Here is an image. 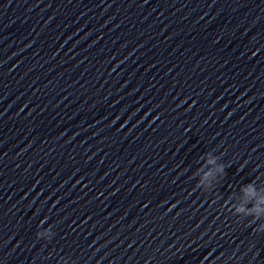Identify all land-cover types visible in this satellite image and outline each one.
I'll return each mask as SVG.
<instances>
[{
	"label": "clouds",
	"instance_id": "clouds-1",
	"mask_svg": "<svg viewBox=\"0 0 264 264\" xmlns=\"http://www.w3.org/2000/svg\"><path fill=\"white\" fill-rule=\"evenodd\" d=\"M203 161L201 166L197 169L199 173V179L196 184V188L209 191L214 187V183L218 182V178L225 176V165L218 163L219 156L213 155L212 152H208L200 157ZM240 192L243 194L240 204L230 203L229 211L232 215L237 217H251L250 224H255L257 221H261L256 228L255 232L264 233V187H257L255 181L243 185L240 188ZM232 201L229 199L226 203ZM248 205H251L249 207ZM37 238L42 237L41 232H37ZM53 234H50L47 239H51Z\"/></svg>",
	"mask_w": 264,
	"mask_h": 264
}]
</instances>
